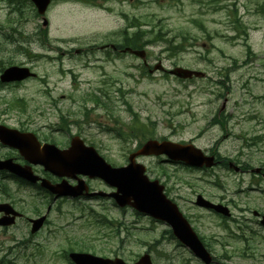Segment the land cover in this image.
Returning a JSON list of instances; mask_svg holds the SVG:
<instances>
[{
  "label": "rangeland",
  "instance_id": "374dc122",
  "mask_svg": "<svg viewBox=\"0 0 264 264\" xmlns=\"http://www.w3.org/2000/svg\"><path fill=\"white\" fill-rule=\"evenodd\" d=\"M45 16L44 36L30 2L0 0V67L28 66L36 73L20 83L0 82V119L59 147L69 133H78L114 166L125 164L147 137L191 142L238 163L264 164V0H52ZM138 30L150 41L145 45L150 65L160 60L166 69L182 66L206 77L148 74L140 58L98 48L123 43ZM79 48L84 50L75 53ZM98 91L103 105L88 100ZM223 104L220 123H212ZM128 126L134 131L126 132ZM143 128L150 134L145 139ZM139 161L150 179L164 184L216 260L264 264V228L251 214L264 213V179L252 187L251 174L221 165L193 169L153 157ZM197 193L227 204L233 218L196 207ZM44 197L34 191L41 213ZM17 226L11 231L26 239L21 223ZM168 229L110 200L56 201L31 248L14 251L15 263L67 264L63 249L72 248L117 255L128 264L143 252L154 264H201Z\"/></svg>",
  "mask_w": 264,
  "mask_h": 264
},
{
  "label": "water",
  "instance_id": "95a60500",
  "mask_svg": "<svg viewBox=\"0 0 264 264\" xmlns=\"http://www.w3.org/2000/svg\"><path fill=\"white\" fill-rule=\"evenodd\" d=\"M31 1L34 3L37 12L42 18V27H46L48 21L44 16V13L50 0ZM127 50L141 57L144 62L146 61L144 50H131L129 48H127ZM162 68L163 67L160 63H157L154 66V69ZM169 73L180 78H192L193 76L204 77L205 75L201 71L187 69L180 66L170 69ZM30 76H34V73H32L28 67L13 65L8 66L3 70L0 74V81L3 83L19 82ZM0 129H2L1 126ZM74 145L75 143L73 142L70 151H60L54 147V145H47V154L45 157L41 155V157H39L40 160L36 162L43 164L47 170L54 171L59 175L75 172L90 177L102 178L106 183L116 187V192L111 195L119 206L130 205L139 212L165 221L170 225L173 234L184 245L189 247L196 256L205 262V264H210V254L204 248L202 242L199 240L188 221L178 210L176 204L163 194V186L160 185L157 180H149L147 178L144 174L145 167L142 164L135 162L134 158L137 155L166 154L169 159L182 161L190 166L211 167L216 163L214 156L205 155L202 150L191 143L183 144L167 140L157 141L155 139H149L138 151L131 154L129 163L126 166L111 167L96 153L93 147L82 146L81 148L80 146L75 147ZM230 166L234 167L235 170H238V167L234 166L232 163H230ZM16 172L32 182H35L38 179L36 176L32 175L30 171L21 168ZM42 186L47 187L53 193L70 196L81 194L82 189L85 187L83 184L76 187H70L64 185L63 182L56 186H52L46 180L42 181ZM196 204L214 209L226 216L229 215V211L225 206L214 204L204 199L201 195L197 196ZM43 219L44 217H41L32 221V232L38 230L43 223ZM10 222L11 221H7L6 223ZM261 222L264 224V218ZM69 257L75 264H124V261L120 258L111 260L109 258L98 257L81 252H71ZM135 264L152 263L150 256L144 254Z\"/></svg>",
  "mask_w": 264,
  "mask_h": 264
},
{
  "label": "flooded vegetation",
  "instance_id": "af4514ba",
  "mask_svg": "<svg viewBox=\"0 0 264 264\" xmlns=\"http://www.w3.org/2000/svg\"><path fill=\"white\" fill-rule=\"evenodd\" d=\"M102 44L104 45L101 47L98 46V48L103 50L110 49L112 52L119 51L120 49L111 47L112 43L110 42ZM0 125L7 126L6 129L0 131V221H11L10 224H0V264H16L17 256L14 254V251L20 249V247L23 249L25 246L28 250L31 248L30 245L33 244V234L30 233V220L41 215L38 210H35L33 203L34 196H32L31 192L33 188H39V184H31L23 177L19 176L15 172V170H18L19 166L27 171L31 170L32 173L44 177L54 184L66 180L70 185H74L79 180L83 179L86 184H88L90 191L101 190V187L104 186V184L99 180L89 179L80 174H75L74 176H57L45 171L41 164L34 162L36 158L39 157V154H35L34 138L32 135L26 133L29 130L6 123L3 119H0ZM10 129L17 130V132L14 131L13 133ZM33 133L40 143V148H42V144L51 142L46 137H43L36 132ZM243 170L247 171V169L244 168ZM94 182H99L98 188H95L92 185ZM20 190L25 193V197L19 196ZM45 194L49 196L47 197V214L51 208V202L57 200L66 201L69 199L62 197L54 198L48 192ZM90 199L91 198H87L84 200ZM255 218L258 221V218ZM46 222L47 220L45 223ZM19 223H21L22 226V234H24V232L27 233L26 239H22L19 237L18 233L11 231L12 229L17 230V225Z\"/></svg>",
  "mask_w": 264,
  "mask_h": 264
},
{
  "label": "trees",
  "instance_id": "16d2710c",
  "mask_svg": "<svg viewBox=\"0 0 264 264\" xmlns=\"http://www.w3.org/2000/svg\"><path fill=\"white\" fill-rule=\"evenodd\" d=\"M19 1H23L25 3H29L28 0H19ZM43 33H44V36H45L46 35V31H44ZM141 33H142V30H138V31L132 32L129 37H125L126 45H129L132 48H142L143 46L148 44L150 41L149 40H142L143 38L141 37ZM0 70H1V67H0ZM130 129H131V131H134L135 128L133 126H131ZM141 132L144 135L145 132H143V131H141Z\"/></svg>",
  "mask_w": 264,
  "mask_h": 264
}]
</instances>
